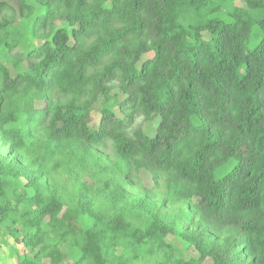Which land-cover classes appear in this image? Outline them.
Listing matches in <instances>:
<instances>
[{
    "label": "trees",
    "instance_id": "1",
    "mask_svg": "<svg viewBox=\"0 0 264 264\" xmlns=\"http://www.w3.org/2000/svg\"><path fill=\"white\" fill-rule=\"evenodd\" d=\"M0 235L14 264H264V0H0Z\"/></svg>",
    "mask_w": 264,
    "mask_h": 264
},
{
    "label": "rangeland",
    "instance_id": "2",
    "mask_svg": "<svg viewBox=\"0 0 264 264\" xmlns=\"http://www.w3.org/2000/svg\"><path fill=\"white\" fill-rule=\"evenodd\" d=\"M236 5L238 7H245L243 2H236ZM148 57H150V56H148ZM142 123H143V120L141 118L137 120V124H142ZM157 125H158V123L156 121L152 125H145L144 128L149 135L153 136L154 132H155V128L157 127ZM97 126H98V114L94 113V118H93L91 127L93 129H96ZM108 152L111 154L110 150H108ZM139 178H140V181H141L143 186L152 187L151 178L148 176L147 173L141 172L139 175ZM6 240H8L10 243H12L11 240H9V238L7 239V238L3 237L2 235H0V243H4ZM1 252H2V255L0 256V264H14V262L12 260H10L8 257L9 253H8L7 248L2 249ZM190 255L195 256V254H193V252H191ZM204 264H211V262L208 260V261H205Z\"/></svg>",
    "mask_w": 264,
    "mask_h": 264
}]
</instances>
